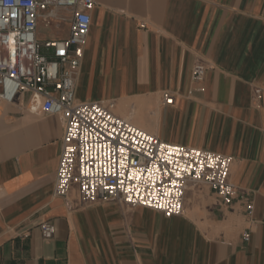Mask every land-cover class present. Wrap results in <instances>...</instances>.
Returning a JSON list of instances; mask_svg holds the SVG:
<instances>
[{"label": "crops", "instance_id": "obj_1", "mask_svg": "<svg viewBox=\"0 0 264 264\" xmlns=\"http://www.w3.org/2000/svg\"><path fill=\"white\" fill-rule=\"evenodd\" d=\"M55 11L60 31L39 40L69 35L70 10ZM74 82L78 102L113 100L166 142L231 156L238 193L225 205L189 183L171 217L84 203L76 183L55 196L62 121L20 93L0 102V264H264V0H94Z\"/></svg>", "mask_w": 264, "mask_h": 264}, {"label": "built area", "instance_id": "obj_2", "mask_svg": "<svg viewBox=\"0 0 264 264\" xmlns=\"http://www.w3.org/2000/svg\"><path fill=\"white\" fill-rule=\"evenodd\" d=\"M93 6L94 0H0V102L29 93L41 101L35 109L56 114L63 124L53 194L64 197L76 183L84 203L115 201L171 217L182 213L187 185L204 183L231 204L238 193L229 181L231 156L166 142L117 116L113 100H75ZM59 8L70 10L69 35L39 40L38 24L51 26ZM205 71L195 62L192 79L201 80ZM162 96L173 103L172 93ZM251 208L246 205L248 213ZM38 228L43 239L53 237L51 222Z\"/></svg>", "mask_w": 264, "mask_h": 264}, {"label": "rangeland", "instance_id": "obj_3", "mask_svg": "<svg viewBox=\"0 0 264 264\" xmlns=\"http://www.w3.org/2000/svg\"><path fill=\"white\" fill-rule=\"evenodd\" d=\"M56 22H58V24H56ZM59 22L60 21H58V20L57 21L53 20L52 25L49 27H43L42 25H40L38 27V30H37V37H38V35H40L42 37H48L50 35L57 34L60 31V29H59L60 26L63 25V23L60 24Z\"/></svg>", "mask_w": 264, "mask_h": 264}]
</instances>
